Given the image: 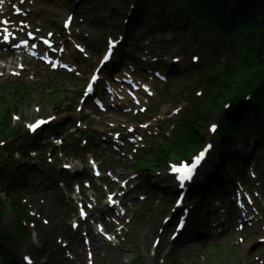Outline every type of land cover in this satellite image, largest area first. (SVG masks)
Segmentation results:
<instances>
[{
    "label": "trees",
    "instance_id": "16d2710c",
    "mask_svg": "<svg viewBox=\"0 0 264 264\" xmlns=\"http://www.w3.org/2000/svg\"><path fill=\"white\" fill-rule=\"evenodd\" d=\"M216 2V8L217 10L220 8L219 0H214ZM209 3V0H193V4H199V3ZM226 5L229 3H234L238 7H240L243 10H249L251 7H255V10H260L262 15V20L259 23L258 27L259 29H264V0H225ZM254 63H246L240 72H238L234 78H231L227 81V83L224 85V87L216 91L213 95H210L208 99L209 103V110L213 107H215L218 104V99L220 98H226L229 94L230 89L234 86V83L241 79L246 72H251L259 67H264V46L261 49V52L259 51L257 54V57L255 58ZM2 109V115L0 114V125H3L6 122V117H9L10 109L7 106L1 107ZM0 112V113H1ZM238 120V119H237ZM197 144H194L192 146H181L180 148H170L171 153L178 155L179 150L187 151V150H193L196 148Z\"/></svg>",
    "mask_w": 264,
    "mask_h": 264
},
{
    "label": "rangeland",
    "instance_id": "374dc122",
    "mask_svg": "<svg viewBox=\"0 0 264 264\" xmlns=\"http://www.w3.org/2000/svg\"><path fill=\"white\" fill-rule=\"evenodd\" d=\"M12 218V217H10ZM140 246V245H139ZM189 244H184L183 247H178L181 248V251L178 252V255L180 256V254L183 253H190L191 257L193 258L194 264H237L236 260H233L232 258H230L229 261H222L220 259L217 258H213L211 259V261L207 260L205 258L206 253H204V251H202L201 249H195V250H190L188 249ZM129 249H127L124 252V255L121 257L120 262L118 264H134L133 261L136 259L137 255H140L143 259H145V255L142 253V249L140 246L139 252L135 253V251L130 250L131 246L128 247ZM228 250H231V246L227 245ZM239 253L242 255V252L239 251Z\"/></svg>",
    "mask_w": 264,
    "mask_h": 264
},
{
    "label": "snow or ice",
    "instance_id": "6c2138e0",
    "mask_svg": "<svg viewBox=\"0 0 264 264\" xmlns=\"http://www.w3.org/2000/svg\"><path fill=\"white\" fill-rule=\"evenodd\" d=\"M71 21V18L69 17V22ZM5 24H7V21H4ZM67 26V25H66ZM4 32L6 33V35L4 36V39L7 40L8 36L11 35V33L8 32V29L5 28ZM45 43H48L47 41H45ZM50 46V45H49ZM105 59H107V57H105ZM88 91H91V86H89ZM44 123V121H39L35 124H31L29 125V127L33 130L36 131L40 125ZM211 131L215 132L216 131V126L213 125ZM209 148L211 147V145L208 146ZM207 151V149H205V152ZM205 152H201L199 154V156H197L195 158V160L189 164V165H182L180 167H173V172L179 173V179L180 181L183 183V181L186 180H190L192 178V175L194 173V171L196 170L197 166L200 164V162L204 159V155ZM109 200H111V197H109ZM82 215H84V213H81ZM29 264H31V261H29Z\"/></svg>",
    "mask_w": 264,
    "mask_h": 264
}]
</instances>
